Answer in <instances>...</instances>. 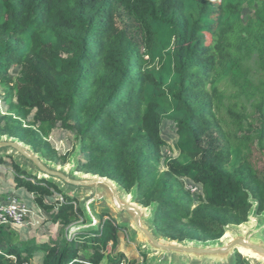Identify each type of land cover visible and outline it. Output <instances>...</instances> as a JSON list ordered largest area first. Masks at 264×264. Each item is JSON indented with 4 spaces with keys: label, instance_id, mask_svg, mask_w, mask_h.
Instances as JSON below:
<instances>
[{
    "label": "trees",
    "instance_id": "obj_1",
    "mask_svg": "<svg viewBox=\"0 0 264 264\" xmlns=\"http://www.w3.org/2000/svg\"><path fill=\"white\" fill-rule=\"evenodd\" d=\"M0 93V136L66 165L71 153L49 137L71 132L77 170L155 205L164 237L216 240L255 204L264 212V0H0ZM6 157L61 237L39 243L1 225L0 264H140L119 250L126 227L109 212L69 237L87 221L78 196L13 155L0 166Z\"/></svg>",
    "mask_w": 264,
    "mask_h": 264
},
{
    "label": "water",
    "instance_id": "obj_2",
    "mask_svg": "<svg viewBox=\"0 0 264 264\" xmlns=\"http://www.w3.org/2000/svg\"><path fill=\"white\" fill-rule=\"evenodd\" d=\"M13 155L29 172L56 182L71 196L85 193L80 199L86 222L74 225L70 234L99 227L100 211L109 212L120 225L127 227L140 241V247L158 264H236L241 254L253 264H264V212L250 211L248 221L229 225L216 240H175L160 235L153 224L156 207H145L116 181L77 170V153L66 165L54 163L18 138L0 136V156Z\"/></svg>",
    "mask_w": 264,
    "mask_h": 264
},
{
    "label": "rangeland",
    "instance_id": "obj_3",
    "mask_svg": "<svg viewBox=\"0 0 264 264\" xmlns=\"http://www.w3.org/2000/svg\"><path fill=\"white\" fill-rule=\"evenodd\" d=\"M212 40L211 35H207V41L210 43ZM17 71V70H16ZM16 71H14V75H16ZM3 96L0 93V111L5 113L4 111L5 106L3 103ZM162 133L163 136L168 141L169 147L164 148V152L166 154L173 153L172 148L176 142V131L174 124L170 123L169 121H164L162 124ZM49 140L52 142L54 147L59 151L61 154L71 153V156L76 153L77 148V141L74 136L69 131H65L64 129L58 128L51 134ZM75 152V153H74ZM8 154H6L7 156ZM81 157L77 155V158ZM71 158V157H70ZM70 160V159H69ZM11 165V159L6 157V164L0 166V198L7 197L9 195L17 196L20 199L29 200V197L23 196L26 192L23 189H17L13 185L12 173L9 170ZM192 191L196 190V187H191ZM85 193L78 194V198L82 199L85 197ZM60 201L62 200V196H59ZM50 201V199H48ZM100 214L103 213L102 209L98 208ZM80 224V223H79ZM77 225V224H76ZM73 226L69 229V237L73 234H70V230ZM60 229L61 225L57 223H53L51 221V216L48 212L43 211L38 214L34 215L33 217L28 218L27 224L21 228L17 229V232L21 239H30L36 238L39 243L43 242H53L59 239L60 236ZM77 233V232H76ZM111 248V246H110ZM119 250L123 251L129 259H139L140 264H158L155 259H150L149 261V254H145L140 247V241L136 238L131 231L126 227L124 231L120 233V245ZM166 264V263H163ZM177 264V263H175ZM253 264V262L251 263Z\"/></svg>",
    "mask_w": 264,
    "mask_h": 264
},
{
    "label": "built area",
    "instance_id": "obj_4",
    "mask_svg": "<svg viewBox=\"0 0 264 264\" xmlns=\"http://www.w3.org/2000/svg\"><path fill=\"white\" fill-rule=\"evenodd\" d=\"M41 212L42 209L34 203L33 196L29 200L12 195L0 198V226L21 228L27 224L28 218Z\"/></svg>",
    "mask_w": 264,
    "mask_h": 264
},
{
    "label": "crops",
    "instance_id": "obj_5",
    "mask_svg": "<svg viewBox=\"0 0 264 264\" xmlns=\"http://www.w3.org/2000/svg\"><path fill=\"white\" fill-rule=\"evenodd\" d=\"M27 195V193L26 194H23V196H26ZM28 197V196H27Z\"/></svg>",
    "mask_w": 264,
    "mask_h": 264
}]
</instances>
